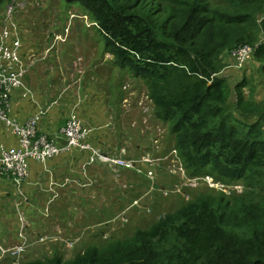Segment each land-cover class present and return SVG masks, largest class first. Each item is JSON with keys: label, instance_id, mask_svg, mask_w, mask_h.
<instances>
[{"label": "trees", "instance_id": "16d2710c", "mask_svg": "<svg viewBox=\"0 0 264 264\" xmlns=\"http://www.w3.org/2000/svg\"><path fill=\"white\" fill-rule=\"evenodd\" d=\"M222 1L64 0L95 22L113 64L144 80L188 175L212 177L221 189L242 182L243 193L199 190L131 236L69 259L9 264H264V100L245 95V77L232 88L222 73L232 50L260 41L253 56L264 74V0Z\"/></svg>", "mask_w": 264, "mask_h": 264}, {"label": "crops", "instance_id": "0c3cea01", "mask_svg": "<svg viewBox=\"0 0 264 264\" xmlns=\"http://www.w3.org/2000/svg\"><path fill=\"white\" fill-rule=\"evenodd\" d=\"M32 24L33 20L31 26ZM26 30L21 54L32 66L24 77L25 87L13 93L11 116L19 121H26L37 112L43 111L39 133L54 137L58 143H64L59 133L69 116L75 113L83 123L93 127L94 131L89 140L100 148L102 153L113 155L116 149H122L121 143L111 141L109 133L108 125L119 124L120 118L114 109L115 105L111 108L108 105L112 99L103 102L109 90H104L105 86L103 88L99 83L100 74L93 72L92 77L87 73L93 66V60L87 63L83 57H70L69 60L67 50L63 52L68 42V46L74 44L75 39H70L69 36H64V41H56L54 34L38 36L31 34L30 29ZM104 53H101V64L108 61L109 53ZM120 101L123 103V99L119 100V103ZM115 112L117 118L112 119ZM129 119L123 117L124 123L134 120ZM1 145L7 148L19 146L18 137L3 123H0ZM125 157L140 156L130 150ZM89 159L90 152L77 148L45 163L30 159L29 176L21 187H17L5 177H0V264L3 258L12 259L10 257L13 256L9 253L2 255V250L11 249L20 243L18 229H23V236L29 240L32 233H43V229H77L79 223L93 218L94 222H98L99 216L92 212H103L104 202H107L106 207L111 211L110 202L120 208L124 203L122 198L131 196L126 195L123 190L126 189V182L131 187L130 191L141 185L138 176H123L121 172L124 169L115 171L99 158L87 164ZM138 193L133 191L131 198ZM79 198L86 204V208L76 204ZM97 202L98 205L95 204ZM113 216L114 214L109 213L103 223ZM47 237L49 236H45V239ZM32 244L33 242H28L29 246ZM28 245L25 252L30 251ZM51 252L53 253V250ZM35 258L33 256L28 260Z\"/></svg>", "mask_w": 264, "mask_h": 264}, {"label": "rangeland", "instance_id": "374dc122", "mask_svg": "<svg viewBox=\"0 0 264 264\" xmlns=\"http://www.w3.org/2000/svg\"><path fill=\"white\" fill-rule=\"evenodd\" d=\"M221 1L212 0L213 3ZM27 2V10L18 13L17 17L22 22H25L28 17L33 20V24L36 26L27 27V24L23 23L21 25L22 33L25 34V32L27 33L26 29H30L31 34L38 36L46 33H60L63 37L69 36L70 39H75L74 44L71 46H68L69 42L64 46L63 52L67 50L69 60L70 57H83L85 63L93 60V66L96 67H90L87 73L89 72L92 77L94 76L93 72L100 74L98 76L99 83L102 84L103 88L105 86L104 90H109L103 102L112 99L108 105L110 108L115 105L114 109L119 113V124L110 125L111 141L116 144L121 143V146L126 148L127 152L131 150L132 153L140 157L148 154L153 156L152 168L154 177L152 181L147 175V172L151 170L147 162L144 163L145 170L141 174L134 172V170L128 171L129 168L120 167V169H124L121 172L123 176H138L141 179L140 186H136L130 191L131 187L126 182V189L123 190L126 195L129 194L131 196L133 191L139 192L140 196L136 198L139 204L144 206L143 209L137 206L128 209L125 213L126 220H123L122 211L132 204L134 198H131V196L127 197V199L122 198L124 203L120 208H116L110 202L111 211L106 207L107 202H104L103 212H92L95 216H99L98 222H94L93 218L92 220L87 219L86 222L82 221L85 223H79L77 229H43V233H32L29 240L26 239V242H33L31 246L28 245V250L30 251L25 252L26 248L18 256V261L28 260L33 256L38 259H44L53 256L54 253L69 259L74 257L79 251L84 250L88 245H104L111 239L131 236L138 228L149 227L155 218L158 219L163 214L176 210L185 200L192 198L195 192L199 190L208 188L207 191H220L229 198L232 197L233 193H243L245 185L243 186L242 182L221 189L220 186L212 184L211 177L202 179L190 177L179 155V162L182 166L176 163V166H180L179 170H176L174 159H177L174 155L176 152L174 149V137L170 134L166 123L156 117L154 105L148 97V89L144 80L142 78H133L129 72L115 66L111 54L107 57V63L103 62V65L101 64V53H104L106 49L105 40L98 32L95 22L91 20L89 15H85V12L78 5L65 4L64 0H27ZM6 3L7 1L5 0L0 7V17ZM223 3L224 1L221 2V4ZM263 38L264 36L262 35L259 40ZM258 43L261 42L259 41ZM225 62L227 67L222 70V73L228 78L231 87L234 88L235 84L245 77L247 79V86L243 89L245 95L255 102L263 101L264 74L260 69L261 63L254 56L241 68L236 66V62L231 56H228ZM121 94L123 103L122 101L119 103ZM141 100L142 104H138ZM234 100L235 95L233 94V100L231 99V101ZM133 104L135 106L131 107ZM116 112L112 119L117 118ZM123 117L130 118L131 121L135 120L130 123L132 127L127 122L124 123ZM114 128L120 132H115ZM115 151L119 150L116 149ZM170 169L174 173L170 172ZM173 175H178V179L181 182L172 183V177L170 178V176ZM161 184H165L163 187L165 189L161 187ZM213 187L217 190L213 189ZM253 190L256 194L260 192L259 187H255L251 191ZM154 191H160L162 195L153 201ZM76 204L86 208V204L80 198ZM95 204L98 205L99 203ZM109 213L114 214V216L103 223L105 216H108ZM88 226L93 227L87 228ZM18 230L20 232L19 235H23V229ZM45 236L49 237L45 239ZM52 250L53 253L51 252ZM32 253L35 254L31 256ZM7 259L5 258L4 260L5 264H9L10 259Z\"/></svg>", "mask_w": 264, "mask_h": 264}, {"label": "built area", "instance_id": "2783aa9c", "mask_svg": "<svg viewBox=\"0 0 264 264\" xmlns=\"http://www.w3.org/2000/svg\"><path fill=\"white\" fill-rule=\"evenodd\" d=\"M27 8V0H10L7 1L0 17V123H3L8 130L15 134L19 141L17 148L0 146V177H5L13 181L17 187H21L29 176L30 159L45 163L53 157L77 148L90 152V159L87 164L93 163L99 158L108 163L115 171H118L120 167H125L143 173L145 170L144 163L147 162L151 167L147 175L153 181V156L148 154L140 158H128L125 157L127 154L125 148L120 149L119 152L115 151L113 155L102 153L101 149L89 140L94 131L93 127L84 124L75 113L69 116L59 133L64 143H58L54 137L39 133V123L43 111L37 112L26 121H19L11 116L13 93L25 87L24 77L32 66V63L25 61L21 54L23 35L21 19L17 17L18 13L24 12ZM32 26L35 27L36 25L32 24ZM54 35L56 41L65 40L62 34L55 33ZM259 44L257 42L255 45H240L231 51V58L235 60L238 68L243 67L253 57L255 47ZM138 104H142V100ZM174 155L177 159H174L176 166V163L180 164V162L177 152ZM180 166L182 165L180 164ZM180 166H176L177 171ZM170 172L174 173L172 169ZM210 180L212 184H215L212 178ZM134 204H139L138 200H135ZM127 210L128 208L122 212L124 220H126L125 213ZM20 238L19 244L11 249L2 250V253H9L13 257L21 255L28 242L23 235Z\"/></svg>", "mask_w": 264, "mask_h": 264}, {"label": "clouds", "instance_id": "9594fccd", "mask_svg": "<svg viewBox=\"0 0 264 264\" xmlns=\"http://www.w3.org/2000/svg\"><path fill=\"white\" fill-rule=\"evenodd\" d=\"M212 178V177H211ZM212 180H213V178H212ZM215 183V182H214ZM215 184H217V183H215ZM218 186H220L221 188H222V186L221 185H219V184H217ZM138 196H140V193H138V194H136V195H134L133 196V198H134V200H133V202H132V204L128 207V209H130V208H132V207H134V206H137V207H140V208H144V206L143 205H140V204H134V202H135V200H138L136 197H138ZM134 204V205H133ZM123 212V211H122ZM147 212V211H146ZM122 219H123V217H122ZM124 220V219H123ZM45 240V239H44Z\"/></svg>", "mask_w": 264, "mask_h": 264}]
</instances>
